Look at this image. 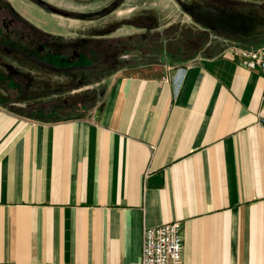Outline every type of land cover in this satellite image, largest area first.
<instances>
[{"label": "crops", "instance_id": "0c3cea01", "mask_svg": "<svg viewBox=\"0 0 264 264\" xmlns=\"http://www.w3.org/2000/svg\"><path fill=\"white\" fill-rule=\"evenodd\" d=\"M226 45L92 106L0 101V264H130L174 220L183 264H264V72Z\"/></svg>", "mask_w": 264, "mask_h": 264}, {"label": "rangeland", "instance_id": "374dc122", "mask_svg": "<svg viewBox=\"0 0 264 264\" xmlns=\"http://www.w3.org/2000/svg\"><path fill=\"white\" fill-rule=\"evenodd\" d=\"M5 1L43 36L65 46L88 41L89 49L107 52V57L101 54L74 75L14 63L20 70L16 82L21 95L3 90V83L10 79L4 76L9 72L2 65L0 101L14 106L21 100L50 108L92 106L107 77L147 68L160 60L190 64L220 53L227 41L254 47L264 44V0Z\"/></svg>", "mask_w": 264, "mask_h": 264}, {"label": "flooded vegetation", "instance_id": "af4514ba", "mask_svg": "<svg viewBox=\"0 0 264 264\" xmlns=\"http://www.w3.org/2000/svg\"><path fill=\"white\" fill-rule=\"evenodd\" d=\"M228 43L232 42L227 41ZM90 44L88 41H81L75 45L65 46L56 40L45 37L8 1L0 0V59L3 61L0 62V71L4 70L2 67L4 65L9 72V75H4L6 77L15 78L20 72L14 63L32 64L51 72L74 75L79 69L89 67L93 63L89 57L91 49L88 46L90 47ZM70 47L72 48L69 49ZM80 47L86 48L84 50ZM97 54L98 57L101 54H103V58L107 57V52L103 53L102 50H98ZM26 77L33 80L35 78L33 75H26ZM70 78L80 79L79 81L89 79L87 77ZM17 91L16 94L21 95L22 92L19 89Z\"/></svg>", "mask_w": 264, "mask_h": 264}, {"label": "built area", "instance_id": "2783aa9c", "mask_svg": "<svg viewBox=\"0 0 264 264\" xmlns=\"http://www.w3.org/2000/svg\"><path fill=\"white\" fill-rule=\"evenodd\" d=\"M225 51L248 68L264 72V44L254 47L232 42ZM182 226L179 220L145 225L140 259L130 264H183Z\"/></svg>", "mask_w": 264, "mask_h": 264}, {"label": "trees", "instance_id": "16d2710c", "mask_svg": "<svg viewBox=\"0 0 264 264\" xmlns=\"http://www.w3.org/2000/svg\"><path fill=\"white\" fill-rule=\"evenodd\" d=\"M97 51L98 50H96V48H92L91 49V54L89 55V57H90V60L92 61V62H94L97 58H98V54H97ZM3 80H2V78L0 77V82H2ZM8 80L7 81H5V83H3L4 84V88L5 89H7V90H10V86L8 85Z\"/></svg>", "mask_w": 264, "mask_h": 264}]
</instances>
